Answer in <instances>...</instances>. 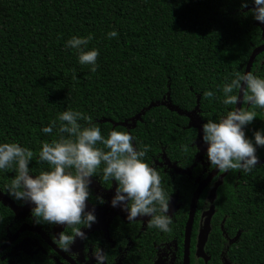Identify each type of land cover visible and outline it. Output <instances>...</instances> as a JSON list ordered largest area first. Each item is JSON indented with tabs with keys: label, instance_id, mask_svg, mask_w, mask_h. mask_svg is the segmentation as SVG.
Segmentation results:
<instances>
[{
	"label": "trees",
	"instance_id": "trees-1",
	"mask_svg": "<svg viewBox=\"0 0 264 264\" xmlns=\"http://www.w3.org/2000/svg\"><path fill=\"white\" fill-rule=\"evenodd\" d=\"M254 7V0H0V144L31 150L30 174L50 171L39 161L42 145L70 138L59 131L58 117L73 111L91 117V123L78 121L81 129L98 127L105 139L113 130L129 133L137 151L147 147L142 159L149 165L163 149L180 165H190L197 130L184 112L196 109L198 98L203 123L219 122L235 109L223 103L222 87L235 73H245L252 51L264 43ZM114 30L117 37L109 39ZM90 34L83 51L98 50L94 72L79 62L76 49L66 47L72 37ZM251 72L264 78V52ZM205 91L214 97L209 100ZM242 108L257 113L243 130L259 163L250 173L225 172L214 202V228L223 221L229 236L239 234L228 246L213 229L207 264H222L215 248L226 245L232 264H264V147L254 139L256 131L264 133V108L249 103ZM53 121L52 132L44 133ZM97 147L108 151L102 143ZM104 167L102 162L97 173ZM16 169L15 163L0 169V182L10 174L14 179ZM195 242L193 237L192 251ZM191 264L206 263L192 254Z\"/></svg>",
	"mask_w": 264,
	"mask_h": 264
},
{
	"label": "clouds",
	"instance_id": "clouds-1",
	"mask_svg": "<svg viewBox=\"0 0 264 264\" xmlns=\"http://www.w3.org/2000/svg\"><path fill=\"white\" fill-rule=\"evenodd\" d=\"M255 7L251 10L255 20L264 23V0H254ZM247 2L241 4L246 8ZM114 30L108 33V38L117 37ZM93 39L87 37H72L66 47L79 52V62L92 66L96 71V61L99 52L96 49L83 51V48ZM235 78L222 87L225 105H237L239 96L232 94L234 89L243 92V103L264 108V78L254 75L235 73ZM243 86V87H242ZM213 91H205L204 96L211 100ZM257 113L235 108L219 122L207 121L202 125L203 141L207 144V158L212 168H218L219 173L238 170L250 173L259 163L256 147L245 137L244 126L250 124ZM58 119L62 122L61 133H67L70 138L61 137L52 143H43L39 153V161L51 166L50 171H43L33 178L29 173V162L34 153L22 148L16 143L0 144V169L17 165V175L12 179L8 194L16 200L27 201L35 205L32 215L37 223L67 225L72 228V234L61 232L58 239L54 236L53 243L72 256L70 246L76 238L86 239L81 231L82 225L91 228L96 222L93 211H85L86 200L89 198L90 177L103 168L104 180H115L118 183L116 193L111 200L112 207H121L127 213L129 222L136 221L139 216H149L148 227L158 228L163 232H170L172 219L169 212L170 196L161 187V177L158 171L146 163L147 147L137 151L133 144V137L124 131L113 130L105 139L98 127L91 126L81 129L79 120L91 123V117L80 112L65 111ZM52 126L43 128L44 133L50 134ZM71 137H75L72 139ZM255 145L264 147V133H254ZM102 143L108 151L97 147ZM73 169L74 172H66ZM103 202V200H101ZM158 205V207H157ZM96 264H105L106 253L98 248L93 252Z\"/></svg>",
	"mask_w": 264,
	"mask_h": 264
},
{
	"label": "flooded vegetation",
	"instance_id": "flooded-vegetation-1",
	"mask_svg": "<svg viewBox=\"0 0 264 264\" xmlns=\"http://www.w3.org/2000/svg\"><path fill=\"white\" fill-rule=\"evenodd\" d=\"M169 104L165 103V106L171 111H180L174 108V104ZM196 119H200V124L204 123L199 113L192 118L189 117V123L197 130L198 136ZM130 126L128 125V128ZM196 139L197 150L190 165H180L179 161L174 160L165 149L152 156L150 166L158 171L161 187L165 194L170 196L167 213L172 219L169 225L170 232H163L155 227L149 228L147 226L151 219L149 216H139L136 221L129 222L126 219L127 213L121 207L111 205L118 183L114 179L104 180L103 173L99 174L96 171L94 176L90 177V193L85 209L94 212L96 222L91 228L76 226L82 227L81 231L87 237L83 240L76 238L70 246L71 253L77 254L76 256L60 250L53 243V237L58 239L61 232L71 235L72 228L67 225L37 223L32 215L35 205L16 200L8 194L13 179L10 174L0 182V264H96L93 252L98 248L106 253L105 264H184L186 228L194 194L201 182L215 169L209 167L207 153L198 160ZM30 175L35 178L34 175ZM224 176L225 173L218 172L202 189L198 198L191 232L190 260L192 254H195L206 264L209 262L211 255L208 254L207 242L213 229L215 234L224 235L228 246L235 243L238 238L239 232L235 236H229L223 230V221L216 222L214 228L213 221L216 217L214 202L217 190L224 182ZM220 177L222 183L217 187L212 201L210 195ZM176 182L180 185L175 186ZM208 219L210 228L207 236ZM193 237L196 238V242L192 251ZM226 249L227 245L225 249L215 248L216 251L219 250L218 255L222 264H232L225 255ZM199 253L205 254L207 260Z\"/></svg>",
	"mask_w": 264,
	"mask_h": 264
},
{
	"label": "water",
	"instance_id": "water-1",
	"mask_svg": "<svg viewBox=\"0 0 264 264\" xmlns=\"http://www.w3.org/2000/svg\"><path fill=\"white\" fill-rule=\"evenodd\" d=\"M257 24L259 26L262 27L263 31H264V23H261L259 21H257ZM264 52V43L262 45H259L258 47H256L252 53H251V56L249 57V60L247 62V65H246V69H245V73H248V72H251V69H252V66H253V63L256 59V57L260 54ZM243 87V86H242ZM238 96L240 97V99L238 100V103L237 105H235V108H242L243 106V100H242V97H243V92L239 90V93H238ZM166 103V102H164ZM169 104V102L167 103ZM151 105H155V103H152ZM171 105V104H169ZM198 106H199V98H198V105H197V108L194 109L193 111L189 112V113H186V115H188L190 118H192V116L194 115H198V112H197V109H198ZM174 108L176 110H179L178 107L174 106ZM141 115H138L136 117L137 118H140ZM197 120V127H198V136H197V139H196V144H197V148H198V154H197V158L198 160L201 159V157L207 153V144H205V142L203 141L202 137H203V130H202V124H200V119H196ZM196 126V125H195ZM219 172L218 168H215L213 170V172L203 181L201 182L200 186L198 187L197 191L195 192L194 194V199L192 201V204H191V212H190V217H189V221H188V224H187V228H186V238H185V260H184V264H191V260H190V242H191V232H192V227H193V222H194V217H195V213H196V207H197V202H198V198L201 194V191L204 187H206L209 182L212 180V178L214 176L217 175V173ZM222 183V178L220 177L218 183H217V186H215L213 189H212V192H211V200L214 201V198H215V195H216V190H217V187ZM212 211H210L211 213ZM209 222H210V219H208V222H207V236H208V233H209ZM201 249V247H200ZM200 256H203L206 260V256L205 254H200ZM228 264V263H227Z\"/></svg>",
	"mask_w": 264,
	"mask_h": 264
}]
</instances>
